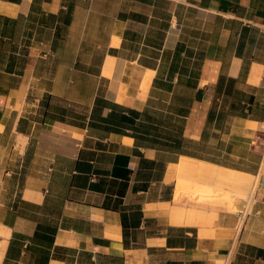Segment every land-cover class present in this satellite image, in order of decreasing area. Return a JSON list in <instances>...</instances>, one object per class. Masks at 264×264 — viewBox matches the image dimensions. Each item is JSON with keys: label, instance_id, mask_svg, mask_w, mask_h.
<instances>
[{"label": "crops", "instance_id": "crops-1", "mask_svg": "<svg viewBox=\"0 0 264 264\" xmlns=\"http://www.w3.org/2000/svg\"><path fill=\"white\" fill-rule=\"evenodd\" d=\"M98 28L101 66L79 57ZM180 46L201 90L185 116L154 86ZM100 94L146 112L91 120ZM184 157L259 177L253 196L192 204L213 192L178 178ZM1 227L0 264H264V0H0Z\"/></svg>", "mask_w": 264, "mask_h": 264}, {"label": "bare ground", "instance_id": "bare-ground-1", "mask_svg": "<svg viewBox=\"0 0 264 264\" xmlns=\"http://www.w3.org/2000/svg\"><path fill=\"white\" fill-rule=\"evenodd\" d=\"M116 66H117V60H112L109 58L105 64V67H104L105 73L112 76L113 73L115 72ZM127 75H129V74L124 73L123 77L122 76L118 77V81H117L118 87H119V85H121L122 87L123 86L126 87L129 85V81L128 80L126 81ZM152 76H153V73L150 71L140 81L139 99L142 101H145V99H146L147 91H148V89L150 87V83L152 81ZM133 85H135L134 82H133ZM111 94L119 97V96H123L124 93L121 94L119 92H116V90L114 89L111 92ZM184 160H186L188 162L189 166L177 170L178 178L179 179H185V178L192 179L189 181H191V184L193 186L198 187V188L211 186L215 190L212 193V199H214V200H212L211 202L221 201L222 199H224L225 193H231V192L238 193L239 197L244 198L250 193L251 188L253 189L252 190L253 192L255 191L256 186L252 185L253 184L252 183V177L253 176L250 174L242 173V172L235 171L232 169L222 168V167H219L215 164H211V162L210 163H206L204 161L200 162L196 159H191L188 157H184ZM192 177H194V178H192ZM183 192H184L183 188L180 186L178 188V195L183 194ZM235 201H236V195H234V196L232 195L230 200H228V202H227L229 208L235 209ZM211 202L205 201V199L202 197V195H198V196L196 195L194 200L191 201L192 204L205 205V206L211 205ZM0 234H3L5 236H9L10 235V229H6L4 227H1L0 228ZM1 259H2V255L0 254V260ZM227 261H228L227 258L223 257V258L219 259L216 262V264H227Z\"/></svg>", "mask_w": 264, "mask_h": 264}, {"label": "trees", "instance_id": "trees-1", "mask_svg": "<svg viewBox=\"0 0 264 264\" xmlns=\"http://www.w3.org/2000/svg\"><path fill=\"white\" fill-rule=\"evenodd\" d=\"M181 52H182V47L180 46L178 47V52L176 53L167 74H166L167 71L164 69L158 70V75L155 79L154 86L156 88H160L162 92L166 93L163 94V98L165 97L168 98L171 95V102L168 107L169 111L173 110L177 114L184 115V113L189 112L188 107L190 104H192V101L195 99L199 100L201 98V90L199 89L195 93L197 85L194 83L197 81L198 71L194 69H192V71H189V68L186 67L185 63H183V57ZM197 65H199V63H197ZM165 77L166 80H164ZM177 77H178V81L177 83H175L174 81ZM108 105H110L109 107L112 110L111 113L108 115V117L115 111V109L123 111L122 113H120L119 111V113L114 115L115 117L113 118V121L116 124L123 123L126 121L134 122L137 120V118H139L141 115L145 114L146 112V111L140 112L137 110L126 109L124 107L119 106L116 103L106 100L104 96L101 95L96 99L94 112L91 116V120L102 121V118H104L102 116V111L104 110V108L108 107ZM164 108L166 109V107H163V109ZM124 111H129L130 115H127L126 113H124Z\"/></svg>", "mask_w": 264, "mask_h": 264}, {"label": "rangeland", "instance_id": "rangeland-1", "mask_svg": "<svg viewBox=\"0 0 264 264\" xmlns=\"http://www.w3.org/2000/svg\"><path fill=\"white\" fill-rule=\"evenodd\" d=\"M96 8L101 9V7H96ZM110 22H111L110 20H106V21L102 22L101 24L105 25V27H108L110 25ZM98 29L99 30H89L88 34L87 33L85 34V36L83 37V40H82V44L80 45V48H79V57H80V60L83 61L84 63H92L94 65L101 66L102 65V63H101L102 57L104 56V52H101V51L105 50L106 33L108 32L109 29L107 28L108 30L105 29V31L103 29H101V28H98ZM81 34H83V33H81ZM61 57H62L63 61H66L65 55L61 54ZM98 68L95 70L94 74H98V72H99ZM65 72L66 71H64V70L60 71V74H58V76L59 77H66L67 74ZM88 72L90 73L91 71L90 70L87 71L86 69H81L78 76L80 78H84V79L87 78V77L88 78L94 77V78L98 79L96 77V75L95 76H90L89 74H87ZM109 78L112 79V78H115V77L112 75ZM109 84H110L109 80L102 82V85L100 86V89H101V92L103 94H105L106 90H108ZM112 87L115 88V89L119 88L118 85L115 83V81L113 82ZM157 91H158V95H156V97H158L157 101L161 102L163 104H167L168 98L167 97L163 98V94H166V93L162 92L161 90H157ZM162 99H164V101H161ZM15 162H16V160H15ZM192 178H194V177H192ZM190 180H192V179H190ZM258 182H259V177H252V183H253L252 185L253 186H257ZM202 188H204L203 190H210L211 192L215 191L211 186L202 187ZM252 190L253 189L251 188L250 189V193L244 198L243 197H239L238 193H234V192L225 193L224 199H222L219 202H214V201L211 202V206L221 207V208H223L225 210L233 211L235 209L229 208L228 203H227L228 200H230V198L232 197V195L233 196L236 195V200L238 198H243V199L249 200V199H251V196H253V191ZM208 200L212 201L214 199H212V196H210V197H208ZM0 242H1V240H0Z\"/></svg>", "mask_w": 264, "mask_h": 264}]
</instances>
